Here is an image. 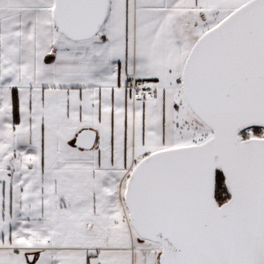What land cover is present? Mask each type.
Here are the masks:
<instances>
[{"label": "snow or ice", "instance_id": "6c2138e0", "mask_svg": "<svg viewBox=\"0 0 264 264\" xmlns=\"http://www.w3.org/2000/svg\"><path fill=\"white\" fill-rule=\"evenodd\" d=\"M0 264H264V0H0Z\"/></svg>", "mask_w": 264, "mask_h": 264}]
</instances>
